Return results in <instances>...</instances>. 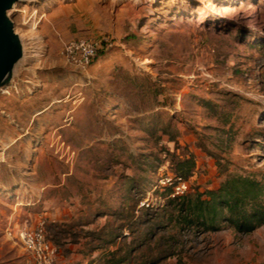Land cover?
<instances>
[{"label":"rangeland","instance_id":"obj_1","mask_svg":"<svg viewBox=\"0 0 264 264\" xmlns=\"http://www.w3.org/2000/svg\"><path fill=\"white\" fill-rule=\"evenodd\" d=\"M77 1L20 2L47 13L34 31L12 12L26 56L0 91V264H33L8 229L41 215L67 264H264V226H183L161 187L188 156L190 192L264 181V0H93L83 19L113 44L84 73L59 36Z\"/></svg>","mask_w":264,"mask_h":264},{"label":"trees","instance_id":"obj_2","mask_svg":"<svg viewBox=\"0 0 264 264\" xmlns=\"http://www.w3.org/2000/svg\"><path fill=\"white\" fill-rule=\"evenodd\" d=\"M174 163L173 173L186 179L196 166L193 156ZM219 168L220 174H226L228 169L223 164L219 163ZM166 191L170 195L171 189ZM169 203L176 206L178 222L183 226L219 231L228 224L240 233H252L264 226V181L252 176L229 173L218 187L169 197ZM104 264H126V260L111 258Z\"/></svg>","mask_w":264,"mask_h":264},{"label":"built area","instance_id":"obj_3","mask_svg":"<svg viewBox=\"0 0 264 264\" xmlns=\"http://www.w3.org/2000/svg\"><path fill=\"white\" fill-rule=\"evenodd\" d=\"M23 17V23L27 24L33 31L37 30L39 24L46 18V12L36 6L31 8H17ZM110 37L87 38L75 37L63 42L62 53L66 62L75 70L84 73L97 60L100 50L104 46H111ZM161 187L170 188V197L176 198L187 193L191 187L189 179L183 176L167 172L161 178ZM48 217L41 215L38 220L32 224L13 231L8 229L10 237H16L24 250L31 255L33 264H56L58 248L49 240L46 226Z\"/></svg>","mask_w":264,"mask_h":264},{"label":"water","instance_id":"obj_4","mask_svg":"<svg viewBox=\"0 0 264 264\" xmlns=\"http://www.w3.org/2000/svg\"><path fill=\"white\" fill-rule=\"evenodd\" d=\"M24 1L38 0H0V91L14 82L16 69L26 56L24 38L12 18V12Z\"/></svg>","mask_w":264,"mask_h":264},{"label":"crops","instance_id":"obj_5","mask_svg":"<svg viewBox=\"0 0 264 264\" xmlns=\"http://www.w3.org/2000/svg\"><path fill=\"white\" fill-rule=\"evenodd\" d=\"M94 5V6H93ZM95 7V2L93 0H78L76 3H74L73 6H70L69 8H66V14L68 15L67 22L73 24L74 29L73 30H60L59 32L60 39L62 43L64 41H67L69 39L75 38V37H87V38H98L101 35H103L105 32H113V30H95L92 26L87 25L88 22H85V19H83V14H86V12H89L91 8ZM93 21L96 23V18L93 16L91 17ZM92 23L94 24V22ZM117 35L122 31L116 30ZM67 63V62H66ZM96 66V65H95ZM73 68V67H72ZM74 70V68H73ZM84 76V74H83ZM85 77V76H84ZM49 219L51 220L53 217L56 218L58 215L56 211L49 212ZM55 221V220H53ZM68 255L65 251L61 249V247L58 246V254H57V260L56 264H67L68 263ZM105 262H102V260H98L96 262H92V264H104Z\"/></svg>","mask_w":264,"mask_h":264}]
</instances>
